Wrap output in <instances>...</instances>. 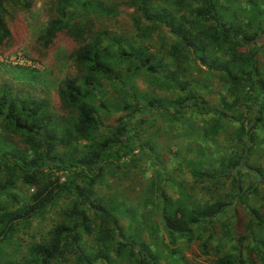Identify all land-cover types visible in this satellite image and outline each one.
<instances>
[{"label":"trees","instance_id":"obj_1","mask_svg":"<svg viewBox=\"0 0 264 264\" xmlns=\"http://www.w3.org/2000/svg\"><path fill=\"white\" fill-rule=\"evenodd\" d=\"M241 2L119 0L110 8L94 0L52 3V16L38 40L45 47L59 35L69 36L73 46L67 58L74 75L57 87V111L45 99L0 82V253L10 246L13 256L0 264H159L149 245L127 236L118 223V217L134 221L136 213L95 188L106 168L127 167L121 159L134 163L133 151L146 150L139 133L147 120L167 116L173 121L190 111L214 112L234 127L238 153L207 157L204 144L195 141V158L189 162L194 185L211 189L212 195L225 183L229 188L210 201L182 192L174 200L164 194L162 183L169 181L161 175L154 185L155 198L149 197L142 208L158 211L170 244L182 238L190 242L196 232L205 246L213 235V219L228 209L234 215L237 201L247 224L234 237L233 257H217L213 264H264V184L259 180L264 179V161L262 167L247 164L264 144V136H257V131L264 134V9L246 0L238 18L234 10ZM9 5L27 9L29 0H0L1 45L10 37L5 21ZM120 5L132 10V37L93 31L79 22L81 9L84 15H109ZM148 42H157L159 52L150 50ZM197 73L223 87L226 95L219 107L194 88H206L200 75L193 78ZM142 78L146 91L135 84ZM105 83L115 89L116 99L106 98ZM156 87L171 95L157 96ZM114 112L123 114L105 126L101 117ZM219 129L218 124L208 131L216 134ZM240 160L253 184L246 185L240 177ZM206 180L211 183L203 186ZM19 187L27 196L15 192ZM250 196L259 199L257 206L247 204ZM51 212L55 220L44 238L26 244L25 255L18 259L19 246L11 242L17 230ZM220 228L228 231L226 223ZM175 254L173 264H188L183 255Z\"/></svg>","mask_w":264,"mask_h":264},{"label":"rangeland","instance_id":"obj_2","mask_svg":"<svg viewBox=\"0 0 264 264\" xmlns=\"http://www.w3.org/2000/svg\"><path fill=\"white\" fill-rule=\"evenodd\" d=\"M94 1L110 8L112 4L117 5L119 0ZM241 1V4H238L234 10V15L238 18L243 16L241 9L245 6L244 1L246 0ZM253 1L259 8L264 9V0ZM53 2L55 0H29L27 9L13 5L7 7L5 21L10 37L5 40L4 44H0V82L12 83L31 98L45 99L50 107L57 111V87L62 81L74 75V69L67 58L73 46L69 36L59 35L45 47L38 40L39 34L46 27L49 17L52 16L51 5ZM116 10V13L109 15L91 12L84 15L81 9L79 22L93 31L107 30L123 37H132L130 23L132 10L121 5ZM262 43L263 41H258V45ZM147 44L150 50L159 52L157 42H148ZM198 75L202 80L201 84L206 88L193 87L210 105L219 107L220 98L226 95L223 87L216 79L203 77L201 73L192 74L193 78ZM135 84L142 91L148 90L144 78L135 80ZM104 86L106 98L116 99L115 89L108 83H105ZM156 88L157 96L167 98L171 95L172 91L170 90L162 87ZM122 114L114 112L101 117V121L105 126H110ZM227 114L231 115L228 112ZM227 122V119L218 117L214 112L200 114L190 111L183 118L173 121L167 116H154L145 122L139 133V141L146 145V150L140 154H136L137 149L133 151V156L136 158L134 163L123 158L120 162H124L127 167L120 166L119 169H116L114 166H110L103 171V178L101 183L96 186V192L108 198L118 199L122 207L130 208L136 213L134 221L118 217V223L127 236H133V238L149 245L150 250L157 254L159 264H173V259L177 256L176 252L183 255L188 264H213L217 257H233L234 255L232 249L235 246L234 237L240 235L247 224V217L237 201L233 203L234 215L233 211L228 209L213 219L210 226L213 235L205 242V246H201V240L195 237L196 232L193 233L190 242L182 238L177 239L173 245L170 244L161 229L158 211L155 209L154 211L150 206L142 208L149 197L155 198L154 185L161 175L169 181L162 183L164 194L174 200L182 197V194H187L196 200L210 201L216 197L215 195L226 194L225 190L229 188L228 183H225L226 187L224 188L223 186L218 187L216 194L213 195L211 189H203L200 185H194L189 173V162H193L195 158L193 152L195 141L204 144L207 157L212 155V157L226 158L230 153H238L240 148L235 142L238 135L233 129L234 127L228 126ZM218 124L221 129L216 134H211L208 131L209 127L213 128ZM257 136L262 139L264 134L257 131ZM147 148H150L152 153ZM150 160H155V165H152ZM263 161L264 144L255 150L247 164L262 167ZM244 166L242 160L240 177L242 175L246 185L253 184V177L246 173L247 169ZM259 180L264 184L263 178L260 177ZM172 182H174V186L171 185ZM209 183L211 181L206 180L203 186H208ZM25 191L23 187L15 190V192L27 196ZM228 193L233 194L232 191H228ZM258 200V198L250 196L247 204L250 207L257 206ZM53 213L32 219L28 225L17 230L11 242H15L19 246L18 252H16L18 259L25 255L26 244L39 242L44 238L45 232L55 220ZM225 223L228 226V231L222 233L220 226H224ZM152 231H154V235H151ZM207 235L208 232L205 231L203 238ZM4 250L5 254L0 253V262L6 258H13L10 246H5ZM172 251L176 252L173 254Z\"/></svg>","mask_w":264,"mask_h":264},{"label":"water","instance_id":"obj_3","mask_svg":"<svg viewBox=\"0 0 264 264\" xmlns=\"http://www.w3.org/2000/svg\"><path fill=\"white\" fill-rule=\"evenodd\" d=\"M241 164H242V160H240V162H239V165L241 166Z\"/></svg>","mask_w":264,"mask_h":264},{"label":"flooded vegetation","instance_id":"obj_4","mask_svg":"<svg viewBox=\"0 0 264 264\" xmlns=\"http://www.w3.org/2000/svg\"><path fill=\"white\" fill-rule=\"evenodd\" d=\"M239 167H241L240 165H238Z\"/></svg>","mask_w":264,"mask_h":264}]
</instances>
